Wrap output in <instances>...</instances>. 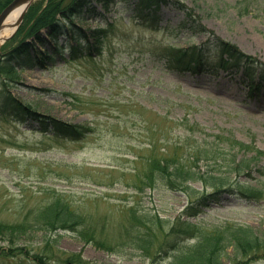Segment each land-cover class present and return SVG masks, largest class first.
<instances>
[{
	"label": "rangeland",
	"instance_id": "1",
	"mask_svg": "<svg viewBox=\"0 0 264 264\" xmlns=\"http://www.w3.org/2000/svg\"><path fill=\"white\" fill-rule=\"evenodd\" d=\"M116 1L104 16L79 23L86 30L108 29L100 54L72 62L66 61L68 55L56 56L50 69L39 64L17 68L18 78L10 88L15 98L41 114L94 130L75 137L45 135L38 122L16 119L0 102V221H20L59 192L87 219L91 217V225L105 230L127 224L132 207L174 220L187 206L183 193L170 191L162 183L153 190H139L138 178L149 169L151 159L175 154L191 157L198 145L212 142L226 151L225 137L264 151V88L249 92L250 82L242 70L221 68L217 52L210 54L206 70L168 68L166 56L171 49L199 45L206 36H193L180 28L184 15L166 6L154 30L134 18L136 0ZM179 1L196 12L212 38L232 43L264 62V14L238 17L226 6L237 0ZM257 1L264 8V0ZM12 42L0 46V55ZM70 43L65 38L60 45ZM3 81L0 75V86ZM252 154L253 150L245 156ZM208 165L201 162L197 167L203 172ZM237 179L261 189V198L223 194L192 219L199 232L189 243L223 222L249 225L264 235V157L252 176ZM192 186L203 189L199 182ZM60 235L51 236L59 238L62 251L81 253L94 264H172L175 260L169 254L155 263L132 247L109 252L84 243L72 232ZM44 239L43 232H38L25 238L24 244L38 249ZM227 253L224 264H264L263 260L233 261L231 247Z\"/></svg>",
	"mask_w": 264,
	"mask_h": 264
},
{
	"label": "trees",
	"instance_id": "2",
	"mask_svg": "<svg viewBox=\"0 0 264 264\" xmlns=\"http://www.w3.org/2000/svg\"><path fill=\"white\" fill-rule=\"evenodd\" d=\"M12 0H0V13ZM116 0H46L33 4L12 44L4 47L0 55V75L4 81L0 86V102L6 112L22 121L38 122L43 134L59 137L83 136L94 130L89 125L72 124L55 117L39 113L33 106L15 98L10 91L11 84L18 78L17 68L24 64L49 68L56 56L72 62L78 57H93L100 54L107 28L84 29L79 23L104 16ZM163 6L184 15L181 28L195 35H205L199 45L187 49L173 48L166 65L180 72L206 70L211 53L220 54V66L244 70L249 79V92L264 88V62L244 54L236 45L209 34L196 12L179 0H136L134 18L156 29L159 13ZM239 17L253 13L264 14V8L257 0H237L229 5ZM108 25V24H107ZM66 38L70 44L60 45ZM8 44V43H7ZM46 48H49L46 49ZM215 54V53H214ZM256 79V80H255ZM226 151L220 144L204 143L196 147L190 157L176 154L166 158H153L149 169L138 178L140 192L155 189L158 183L173 192H181L187 198V206L174 219H164L158 212L132 207L127 224L115 225L116 229L105 230L91 225L87 215L68 199L65 193H55L54 198L30 210L20 221H0V264H94L83 258L81 253H68L59 248L60 232H72L84 243L97 248L120 252L132 247L156 262L174 254L172 264H224V258L231 247L233 261H264V235L245 224L223 222L211 233L199 235L194 243L189 240L199 232V226L192 222L204 209L217 202L223 194H241L247 198H261L262 190L250 187L237 178L252 176L264 152L232 137H225ZM253 150L254 155L246 157ZM239 152H244L239 157ZM218 161L220 163H218ZM209 163L207 171H200L198 163ZM209 168V169H208ZM228 169V172H227ZM215 170V172H214ZM227 174V175H225ZM231 176H234L231 178ZM199 182L203 189L197 190L192 183ZM261 190V191H259ZM43 232L44 243L38 249L24 244L31 234ZM185 245V246H183ZM14 259L13 262L2 261Z\"/></svg>",
	"mask_w": 264,
	"mask_h": 264
},
{
	"label": "bare ground",
	"instance_id": "3",
	"mask_svg": "<svg viewBox=\"0 0 264 264\" xmlns=\"http://www.w3.org/2000/svg\"><path fill=\"white\" fill-rule=\"evenodd\" d=\"M33 1L35 0H29L27 2L17 5L9 14L0 30V46L4 44L6 39L15 32L24 14L26 13L27 9Z\"/></svg>",
	"mask_w": 264,
	"mask_h": 264
},
{
	"label": "water",
	"instance_id": "4",
	"mask_svg": "<svg viewBox=\"0 0 264 264\" xmlns=\"http://www.w3.org/2000/svg\"><path fill=\"white\" fill-rule=\"evenodd\" d=\"M27 1H29V0H13L3 11H2V13L0 14V30H1V28H2V25H3V23L5 22V20L7 19V17L9 16V14L13 11V9L17 6V5H19V4H21V3H24V2H27ZM23 18H24V16H23ZM23 18H22V20H21V22H20V24L18 25V27H17V29L15 30V32L13 33V35L12 36H14L15 35V33H16V31L18 30V28H19V26L21 25V23H22V21H23ZM11 36V37H12ZM10 37V38H11ZM10 38H8V39H10ZM7 39V40H8Z\"/></svg>",
	"mask_w": 264,
	"mask_h": 264
}]
</instances>
